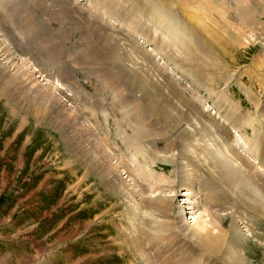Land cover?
I'll return each instance as SVG.
<instances>
[{"label": "rangeland", "instance_id": "obj_1", "mask_svg": "<svg viewBox=\"0 0 264 264\" xmlns=\"http://www.w3.org/2000/svg\"><path fill=\"white\" fill-rule=\"evenodd\" d=\"M262 123L264 0H0V264H264Z\"/></svg>", "mask_w": 264, "mask_h": 264}, {"label": "bare ground", "instance_id": "obj_2", "mask_svg": "<svg viewBox=\"0 0 264 264\" xmlns=\"http://www.w3.org/2000/svg\"><path fill=\"white\" fill-rule=\"evenodd\" d=\"M65 7V6H64ZM153 7V8H152ZM151 8H152V13H153V15H155L156 17V20H157V22L163 27V24L164 25H166V23L170 20V23H172L171 22V19H170V15H172L171 13H170V11L168 10V9H162L159 5H157V4H154L153 6H152ZM67 9V8H66ZM173 21V20H172ZM173 23H175V22H173ZM169 25H171V24H169ZM178 25V24H177ZM167 26H168V24H167ZM174 26V25H173ZM180 26H184V25H180ZM172 27V26H171ZM174 28V27H173ZM166 29V28H165ZM169 29V28H168ZM175 29V28H174ZM189 29V28H188ZM171 30H173V29H171ZM186 30V29H185ZM168 31H170V30H167V32ZM175 31H176V29H175ZM177 33L178 34H181L182 33V30H181V28L180 27H178L177 28ZM192 34V33H191ZM175 35H176V33H175ZM187 35V34H186ZM106 37H108V36H106ZM111 38V37H110ZM181 38H183V37H181ZM180 40V39H179ZM181 42V41H180ZM185 43V42H184ZM188 44V43H187ZM4 72H3V70L1 71V74H3ZM2 76V75H1ZM9 76H7L6 78H8ZM17 78V77H16ZM18 78H20V77H18ZM9 79H10V77H9ZM9 79H8V82H9ZM5 80V79H4ZM7 80V79H6ZM5 80V81H6ZM10 81H11V79H10ZM53 83V82H52ZM43 84V83H42ZM50 84H51V82H50ZM46 85V84H45ZM53 87V86H52ZM6 90V89H5ZM54 90V89H53ZM52 90V91H53ZM4 91V90H3ZM51 89L49 88L48 90H47V92H44L43 94L46 96V97H48V95L49 94H52L51 92ZM61 92V91H60ZM69 95V94H68ZM52 95H50V97H51ZM53 98V97H52ZM56 98V97H55ZM171 98V97H170ZM151 99V102H149V100ZM148 98V100H147V97H145V99H141L140 101L141 102H145V103H147V101H148V108L150 107L151 109H152V107H151V105H153L154 107H155V105L156 106H159L157 103H156V99L154 98V97H151V98ZM163 99V98H162ZM168 99H169V97H168ZM181 99H182V97H181ZM43 100V99H42ZM54 100V99H53ZM123 100V99H122ZM135 100H137V99H135ZM139 101V100H138ZM137 101V102H138ZM139 101V102H140ZM133 102V101H132ZM136 102V101H135ZM55 103V102H54ZM58 104H60L61 106H63V104H62V102L59 100L58 102H57ZM150 103V104H149ZM169 103V102H168ZM187 103V102H186ZM138 104V103H137ZM189 104V103H188ZM134 105V104H133ZM140 105V104H139ZM138 105V106H139ZM163 106H162V108L161 109H159L158 110V112H157V115H161L162 116V118L163 119H166V117H167V114H166V110H165V107H164V105L165 104H162ZM190 105H192V104H190ZM189 105V106H190ZM136 106V105H135ZM133 106L134 108H133V110L136 108V110H137V112L138 113H143V111L144 110H142V108L139 106ZM188 106V107H189ZM193 106H194V104H193ZM193 106H190V108H189V111L191 112L192 110L193 111H196L197 109H192V107ZM64 107V106H63ZM195 107V106H194ZM197 108V107H196ZM144 109H145V107H144ZM132 110V109H131ZM135 110V111H136ZM150 110V109H149ZM152 111V110H151ZM149 112V111H148ZM188 112V111H187ZM197 112V111H196ZM124 113H126V112H124ZM169 118V117H168ZM167 120H169V119H167ZM172 120V119H171ZM176 120V119H175ZM252 120V119H251ZM178 124H179V122L177 121V123H176V125L178 126ZM262 126H264V124L262 123ZM140 130V129H139ZM130 139V138H129ZM241 141V140H240ZM243 141V140H242ZM135 142V141H134ZM171 144V143H170ZM246 146H249L250 147V144H249V142L248 141H246ZM171 146V145H170ZM244 164L243 163H239L238 164V169H233L230 165L228 166V170L230 171V173L232 174V176H238V175H241V174H243V172H242V169L244 170ZM185 174H186V172H185ZM256 176L259 178V175H257L256 174ZM264 176V175H263ZM261 178V177H260ZM262 179H264V178H262ZM261 180V179H260ZM227 181H228V179H227ZM261 181H263V180H261ZM208 182V181H207ZM264 182V181H263ZM212 184V183H211ZM212 186H213V184H212ZM185 191V190H184ZM211 193H213L214 194V191L213 190H211L210 191ZM210 193V194H211ZM219 193V192H218ZM187 194H190L188 191H186V193H184V195H187ZM209 194V195H210ZM215 195V194H214ZM168 196V195H167ZM169 196H171V194H169ZM212 196V195H211ZM216 196V195H215ZM168 198V197H167ZM167 198H165V199H159V200H161L162 202H159V201H157L156 200V202H158L159 203V205H157L158 207H159V209H160V211L161 212H163L164 214H166L167 215V211H168V207H169V205H170V203H171V200H169L170 201V203L168 204V199ZM212 198V197H211ZM218 200V199H217ZM185 201H187L186 199H185ZM189 201V200H188ZM187 201V202H188ZM204 226V225H203ZM203 228V227H202ZM206 228V227H205ZM193 233V232H192ZM199 233H196L195 235H198ZM193 236V235H192ZM195 237H197V236H195ZM210 242H212L213 244H215V242H213V240H211ZM233 249V248H232ZM212 251V250H211ZM231 251V250H230ZM229 258H230V255L228 256ZM233 259L235 260V262H236V264L238 263V260L237 259H235L234 257H233Z\"/></svg>", "mask_w": 264, "mask_h": 264}, {"label": "built area", "instance_id": "obj_3", "mask_svg": "<svg viewBox=\"0 0 264 264\" xmlns=\"http://www.w3.org/2000/svg\"><path fill=\"white\" fill-rule=\"evenodd\" d=\"M120 174H121V176H123V175L125 176L126 175V173L124 171L120 172Z\"/></svg>", "mask_w": 264, "mask_h": 264}]
</instances>
